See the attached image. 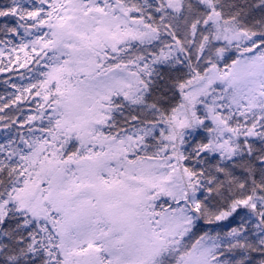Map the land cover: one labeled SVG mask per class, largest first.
I'll return each instance as SVG.
<instances>
[{"label":"snow or ice","instance_id":"6c2138e0","mask_svg":"<svg viewBox=\"0 0 264 264\" xmlns=\"http://www.w3.org/2000/svg\"><path fill=\"white\" fill-rule=\"evenodd\" d=\"M0 264H264V0H0Z\"/></svg>","mask_w":264,"mask_h":264}]
</instances>
